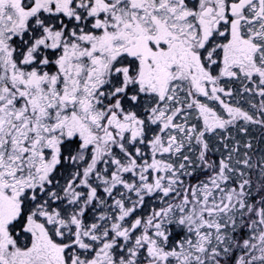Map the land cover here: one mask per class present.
I'll use <instances>...</instances> for the list:
<instances>
[{
  "label": "snow or ice",
  "instance_id": "6c2138e0",
  "mask_svg": "<svg viewBox=\"0 0 264 264\" xmlns=\"http://www.w3.org/2000/svg\"><path fill=\"white\" fill-rule=\"evenodd\" d=\"M0 264H264V0H0Z\"/></svg>",
  "mask_w": 264,
  "mask_h": 264
},
{
  "label": "trees",
  "instance_id": "16d2710c",
  "mask_svg": "<svg viewBox=\"0 0 264 264\" xmlns=\"http://www.w3.org/2000/svg\"><path fill=\"white\" fill-rule=\"evenodd\" d=\"M257 133H254V135H256Z\"/></svg>",
  "mask_w": 264,
  "mask_h": 264
}]
</instances>
